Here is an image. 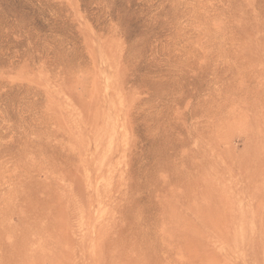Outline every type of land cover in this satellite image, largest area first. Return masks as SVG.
<instances>
[{
	"label": "rangeland",
	"instance_id": "374dc122",
	"mask_svg": "<svg viewBox=\"0 0 264 264\" xmlns=\"http://www.w3.org/2000/svg\"><path fill=\"white\" fill-rule=\"evenodd\" d=\"M0 264H264V0H0Z\"/></svg>",
	"mask_w": 264,
	"mask_h": 264
}]
</instances>
